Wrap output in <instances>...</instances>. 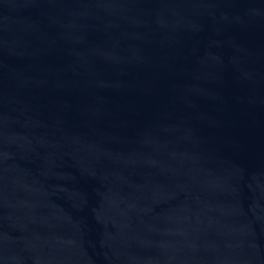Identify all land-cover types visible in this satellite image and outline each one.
I'll return each mask as SVG.
<instances>
[{
	"label": "water",
	"instance_id": "obj_1",
	"mask_svg": "<svg viewBox=\"0 0 264 264\" xmlns=\"http://www.w3.org/2000/svg\"><path fill=\"white\" fill-rule=\"evenodd\" d=\"M0 264H264V0H0Z\"/></svg>",
	"mask_w": 264,
	"mask_h": 264
}]
</instances>
